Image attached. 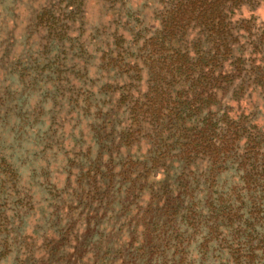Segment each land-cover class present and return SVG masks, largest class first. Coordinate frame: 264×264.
Listing matches in <instances>:
<instances>
[{
    "label": "rangeland",
    "instance_id": "374dc122",
    "mask_svg": "<svg viewBox=\"0 0 264 264\" xmlns=\"http://www.w3.org/2000/svg\"><path fill=\"white\" fill-rule=\"evenodd\" d=\"M168 1L0 0V264H173L178 233L186 260L204 238L214 257L221 240L202 228L206 201L237 205L240 192L247 212L251 196L264 209V193L241 182L243 143L212 169L201 156L180 158L174 115L152 123L142 110L130 121L151 78L125 66L143 68L144 40L160 29ZM242 20H251L235 47L242 74L205 96L217 100L211 110L245 112L263 134L264 0L235 11L232 27ZM196 36L190 29L180 44ZM167 178L172 188L197 184L172 221L161 208ZM189 197L200 204L193 227L185 225Z\"/></svg>",
    "mask_w": 264,
    "mask_h": 264
},
{
    "label": "trees",
    "instance_id": "16d2710c",
    "mask_svg": "<svg viewBox=\"0 0 264 264\" xmlns=\"http://www.w3.org/2000/svg\"><path fill=\"white\" fill-rule=\"evenodd\" d=\"M252 1L255 0H169L159 19L160 29L144 40L145 55L139 59L143 60V68H139L140 61L136 58V64L125 67L127 72L144 70L151 78L147 87L149 92L142 96V103H131L130 121L137 124L141 115L148 114L151 122L157 123L174 115L179 123L182 121L183 142H178L180 148L177 150L180 158L191 161L201 156L212 169L233 152L236 154L240 150L238 145L243 143L241 166L245 170L241 182L249 190L264 193V133L258 132L251 116H246L245 112L231 117L225 109L211 110L216 107L217 100L213 95L205 96L207 92L220 89L222 84L231 87L243 70L245 62L240 54H235V47L239 41L238 33L250 32L251 20H242L232 27L230 19L235 11ZM190 29L197 30L195 40L187 46L180 44V36ZM225 63L227 70L223 71ZM126 98L121 97L120 101L126 104ZM142 110L145 113L139 115ZM192 181L194 186L190 190L189 186L178 183L172 188V181L166 179L171 191L162 194L161 208L167 212L169 221L180 215L185 197L196 191V180ZM237 194V205L221 197L210 203L206 201L201 210L206 209L202 228L217 232L215 241L221 240L219 255L211 257L212 240L204 238L199 243L196 258L186 260L183 257L184 234L178 233L174 239L177 240L179 259L173 264H264V209L256 211L251 196L250 207L254 210L247 212L242 194ZM189 199V207L184 206L188 209L185 225L193 227L199 218L195 209L200 204L194 203L195 197ZM224 229L228 236L222 235ZM224 238L232 240L227 247L223 246Z\"/></svg>",
    "mask_w": 264,
    "mask_h": 264
}]
</instances>
